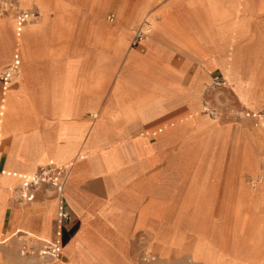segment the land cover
<instances>
[{"label": "crops", "instance_id": "crops-1", "mask_svg": "<svg viewBox=\"0 0 264 264\" xmlns=\"http://www.w3.org/2000/svg\"><path fill=\"white\" fill-rule=\"evenodd\" d=\"M14 1L37 17L20 31L0 18V76L13 69L0 81V170L63 169L54 264H221L179 217L186 170L203 173L222 146L200 108L210 78L228 82L215 99L224 114L264 112V0ZM19 184L0 175V255L42 264L19 259L17 234L53 240L59 196L41 187L20 203Z\"/></svg>", "mask_w": 264, "mask_h": 264}, {"label": "rangeland", "instance_id": "rangeland-1", "mask_svg": "<svg viewBox=\"0 0 264 264\" xmlns=\"http://www.w3.org/2000/svg\"><path fill=\"white\" fill-rule=\"evenodd\" d=\"M216 106L225 112L221 102ZM259 115L214 119L221 124L220 131L206 129L207 136L220 132L222 146L215 152L214 164L198 175L194 165L186 170L188 213L179 217L190 226L188 233L202 232L206 243L218 249L221 264H264V117ZM191 153L195 158L196 151ZM202 226L204 231L199 229ZM9 245V241L1 244V251H8ZM7 256L0 255V264H19Z\"/></svg>", "mask_w": 264, "mask_h": 264}, {"label": "built area", "instance_id": "built-area-1", "mask_svg": "<svg viewBox=\"0 0 264 264\" xmlns=\"http://www.w3.org/2000/svg\"><path fill=\"white\" fill-rule=\"evenodd\" d=\"M6 15L12 16L17 31H20L25 25L34 22L37 17L33 11L21 9L14 0H1L0 16ZM150 29V24L147 22L139 26L134 32V41L143 39L148 35ZM12 73L13 69H7L1 74L0 81H2V83L9 82L12 77ZM228 87L229 85L226 79H223L222 77L210 78L202 93L201 111L213 119L223 117H235L240 119L243 117H249L250 114L245 112L243 109H240V106L239 108L238 106H235L229 109L227 111L229 112L227 113V116L217 106H215L219 91ZM235 109L237 110L235 111ZM0 175L20 180V184L16 188V198L20 203L26 202L29 199L31 192L41 187L55 189L57 195L59 196V200L56 213L54 239L46 241L24 233H18L17 237L22 244V248L19 253L21 258H38L41 260L42 264H54L58 262L62 256L61 234L69 219L61 197L65 177L63 169L52 166H43L30 175L0 170ZM149 260H153V257L150 254H146L144 261Z\"/></svg>", "mask_w": 264, "mask_h": 264}]
</instances>
